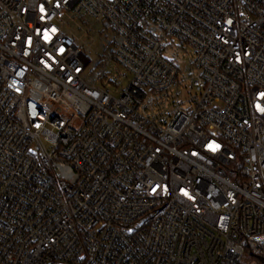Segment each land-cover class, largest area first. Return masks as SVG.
Returning a JSON list of instances; mask_svg holds the SVG:
<instances>
[{
  "label": "built area",
  "instance_id": "1",
  "mask_svg": "<svg viewBox=\"0 0 264 264\" xmlns=\"http://www.w3.org/2000/svg\"><path fill=\"white\" fill-rule=\"evenodd\" d=\"M95 25L118 96L87 80ZM248 256L264 264V0H0V264Z\"/></svg>",
  "mask_w": 264,
  "mask_h": 264
},
{
  "label": "rangeland",
  "instance_id": "2",
  "mask_svg": "<svg viewBox=\"0 0 264 264\" xmlns=\"http://www.w3.org/2000/svg\"><path fill=\"white\" fill-rule=\"evenodd\" d=\"M115 36L110 31H104L99 25H95L94 29L89 33L83 36L81 41H78V45L81 46L84 51L87 53L90 64L88 65L86 69V76H88V82L90 84H95L98 87H104V82L101 80H98L99 74L102 72L103 64L101 62V56L103 55L105 49L107 47L111 48V45H113ZM185 51H181L180 49L176 48L174 50V53L182 57L184 55ZM188 54L192 55V51L188 50ZM188 55L184 57V60L187 61ZM120 71V70H119ZM107 72H110L115 77L118 75V70L109 69ZM129 84V79H123L122 82L119 84V87H127ZM187 85V84H186ZM115 96L119 95V88L114 86L111 83H106L105 85ZM185 87V86H184ZM181 95L179 97L180 100H187L188 95L186 94L185 90L181 89ZM194 93H198L197 90H194ZM171 102L173 99H170ZM162 96L156 97L154 101H151L150 99H147L145 101L146 105L148 107H153L156 109L158 103L162 102ZM256 258L248 256L247 258H244L241 264H255Z\"/></svg>",
  "mask_w": 264,
  "mask_h": 264
}]
</instances>
